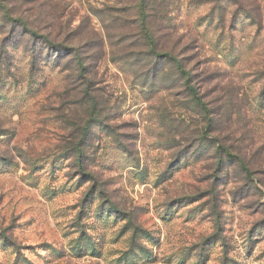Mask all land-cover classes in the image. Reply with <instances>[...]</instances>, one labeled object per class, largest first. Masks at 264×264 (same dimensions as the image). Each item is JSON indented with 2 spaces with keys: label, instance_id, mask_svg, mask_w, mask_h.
I'll use <instances>...</instances> for the list:
<instances>
[{
  "label": "rangeland",
  "instance_id": "374dc122",
  "mask_svg": "<svg viewBox=\"0 0 264 264\" xmlns=\"http://www.w3.org/2000/svg\"><path fill=\"white\" fill-rule=\"evenodd\" d=\"M0 264H264V0H0Z\"/></svg>",
  "mask_w": 264,
  "mask_h": 264
},
{
  "label": "trees",
  "instance_id": "16d2710c",
  "mask_svg": "<svg viewBox=\"0 0 264 264\" xmlns=\"http://www.w3.org/2000/svg\"><path fill=\"white\" fill-rule=\"evenodd\" d=\"M61 57H62V55H61ZM77 58H79V56H77L76 57V59ZM62 59V58H61ZM60 62H61V60H60ZM59 62V63H60ZM179 66V69H180V73L184 76V75H186V70L183 68V66L181 65V64H179L178 65ZM80 73V72H79ZM78 79H79V76H78ZM77 82V84L79 85V87L81 88V83H80V81H76ZM83 91H85V89H83L81 92H80V96L82 97V93H83Z\"/></svg>",
  "mask_w": 264,
  "mask_h": 264
}]
</instances>
